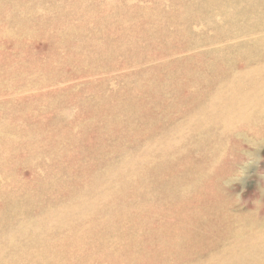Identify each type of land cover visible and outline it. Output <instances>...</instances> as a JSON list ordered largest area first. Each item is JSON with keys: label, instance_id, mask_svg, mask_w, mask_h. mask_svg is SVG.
Here are the masks:
<instances>
[{"label": "rangeland", "instance_id": "374dc122", "mask_svg": "<svg viewBox=\"0 0 264 264\" xmlns=\"http://www.w3.org/2000/svg\"><path fill=\"white\" fill-rule=\"evenodd\" d=\"M0 264H264V0H0Z\"/></svg>", "mask_w": 264, "mask_h": 264}]
</instances>
